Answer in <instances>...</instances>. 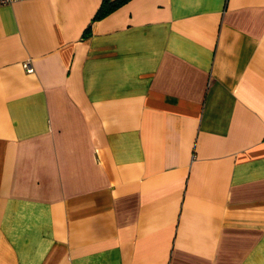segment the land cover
<instances>
[{
  "label": "crops",
  "instance_id": "obj_1",
  "mask_svg": "<svg viewBox=\"0 0 264 264\" xmlns=\"http://www.w3.org/2000/svg\"><path fill=\"white\" fill-rule=\"evenodd\" d=\"M101 1L0 4V264H264V0Z\"/></svg>",
  "mask_w": 264,
  "mask_h": 264
},
{
  "label": "trees",
  "instance_id": "obj_2",
  "mask_svg": "<svg viewBox=\"0 0 264 264\" xmlns=\"http://www.w3.org/2000/svg\"><path fill=\"white\" fill-rule=\"evenodd\" d=\"M126 1L128 0H102L99 8L93 16V20L100 19L106 16L107 14L124 4ZM88 33L89 27H87V29L85 30V34Z\"/></svg>",
  "mask_w": 264,
  "mask_h": 264
},
{
  "label": "built area",
  "instance_id": "obj_3",
  "mask_svg": "<svg viewBox=\"0 0 264 264\" xmlns=\"http://www.w3.org/2000/svg\"><path fill=\"white\" fill-rule=\"evenodd\" d=\"M14 0H0V4H8L13 2ZM26 68L27 70H31V66L29 65V63L26 64Z\"/></svg>",
  "mask_w": 264,
  "mask_h": 264
}]
</instances>
